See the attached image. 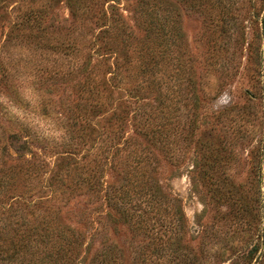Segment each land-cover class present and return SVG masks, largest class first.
<instances>
[{
  "label": "rangeland",
  "instance_id": "1",
  "mask_svg": "<svg viewBox=\"0 0 264 264\" xmlns=\"http://www.w3.org/2000/svg\"><path fill=\"white\" fill-rule=\"evenodd\" d=\"M67 1L9 0L7 14L0 9V69L17 89L0 84V136L8 128L17 134L14 147L24 150V159L34 155L51 166L57 151L76 140L70 124L85 106L89 111L81 113L74 127H86L77 155L84 161L73 170H89L92 96L80 89L83 79L91 82L92 65L103 70L96 66L102 53L95 50L100 40L106 42L108 63H117L118 89L126 92L124 97L132 96L127 101L138 99V106L159 111L160 123L168 120L164 139L171 157L157 151L156 180L178 199L185 217L183 238L174 247L191 253L195 263L264 264V0H120L124 25L106 34L108 21L99 17L109 10L107 0H85L92 8L75 17ZM40 5L46 9L41 42L63 52L29 48L18 44V38L5 42L16 13ZM153 41L161 43L157 51L166 50L164 44L168 48L148 65L149 56L139 55L138 60L136 50L152 47ZM87 62L89 70L77 72ZM70 72L68 83L42 82L39 91L33 90L38 76L42 81L49 77L41 74ZM121 96L116 93L113 100ZM104 111L111 110L108 106ZM132 117L130 112L128 120ZM12 149L3 156L10 173L21 163ZM100 169L104 182L117 181L105 165L100 163ZM18 176L15 194L11 186L7 195L29 197L30 177ZM61 198L67 204L64 223L86 236L73 264H92L101 247L117 249L120 264H155L139 259L146 236L129 231L104 204L91 203L81 193L72 195L67 181ZM109 212L113 220L105 223ZM253 247L257 252L250 257ZM50 263L44 255L37 264Z\"/></svg>",
  "mask_w": 264,
  "mask_h": 264
},
{
  "label": "trees",
  "instance_id": "2",
  "mask_svg": "<svg viewBox=\"0 0 264 264\" xmlns=\"http://www.w3.org/2000/svg\"><path fill=\"white\" fill-rule=\"evenodd\" d=\"M119 1L107 0L109 10L101 11L99 18L104 22L108 21V28L102 32L103 34H106L109 29L114 30L124 25L118 13L120 11ZM8 2L9 0H0V4L3 5L0 9L4 14H7L5 8ZM67 4L72 17L80 16L83 8L86 10L92 8L91 1L86 4L85 0H68ZM45 11V7L40 5L34 9L26 8L16 13V17L10 22L12 25L5 42L12 43V40L18 38V44L29 48H41L56 51V53L63 52L58 46L41 42L46 32ZM22 38L29 40V44L35 42L36 45L24 44ZM153 44L154 41L151 44L152 47H141L136 50L138 60L139 55H147L149 65L156 54L159 55L165 50L157 51L161 43L160 45ZM164 46L167 50L168 46L166 44ZM108 50L107 43L100 40V45H96L95 52H101L102 57L96 66L102 65L104 68L98 72L95 65H92L91 82L89 77L83 79L80 89V92L92 96L90 106L92 110V160L87 161L90 168H86L89 170L78 173L73 170L84 161L83 156L79 159L77 155L81 144L84 145L83 136L86 127L81 126L77 130L74 127L81 122L79 121L83 118L81 113L87 114L86 112L89 111V108L85 106L80 109L82 112H78L73 117L70 124L72 130L69 132L74 134L73 132L76 131L77 135L73 136L76 140H72L65 145L64 149L57 151L56 160L51 166L44 161H39L34 155L30 160L24 159L20 155L24 150L14 147L15 141L18 140L17 134L8 128L3 129L0 136V264H28L30 262L37 264L42 262L44 255L47 256L50 264L74 263L86 236L78 229L64 223L62 209L67 207V204L63 202L61 194L65 181L68 182L72 195L81 193L86 195L91 203H98L99 206L104 204L112 214L115 216L117 214L122 218V221L129 227V231L146 236L139 253L141 262L201 264L200 262L195 263V257H190L191 253H180L178 248L174 247L183 238L186 227L185 217L178 199L164 190L156 180L157 151L164 150L171 157V150L169 151L166 147L168 139H164L167 134L168 120L160 123L157 120L159 111L151 107L146 109L138 106V99L133 103L127 101V98L131 99L132 96L124 97L126 92L118 89L119 80L115 73L117 63H108L109 56L106 57L109 54ZM89 65L88 62L82 63L76 71L84 74L89 70ZM0 70L3 71L0 74V84L17 91L4 73V68L1 67ZM73 73L41 74L49 77L42 81V78L38 76L37 80L32 83L33 90L39 91L37 85L42 82H48L50 86L54 84L56 86L63 81L68 83L72 80L69 78ZM81 79L79 77V80ZM116 93L122 96L113 100ZM112 100L113 103H110ZM40 106L43 105L40 104ZM108 106L111 111H104V108ZM165 107L168 110L169 106ZM104 112L105 115H103ZM130 112H133V117L128 120ZM102 115L103 117H100ZM168 115V112L164 113L165 119ZM161 143H163L162 146ZM8 148H13L14 153L18 154L17 159L21 161L17 165L18 169L11 173V169H5L3 162V156ZM100 163L108 168L105 171L109 170L113 177L116 176L115 183L103 181L104 169H100ZM84 172L87 173L83 179L80 176ZM46 173L48 176L45 178L43 176ZM18 174L30 177L32 181L28 189L31 194L29 197L23 194L14 195L15 183L17 178L19 179ZM11 186L14 187V194L7 195L9 189H12ZM112 214L109 212L103 221L110 223L113 220ZM89 225L92 228L91 220ZM116 250L101 247L92 255V264H120L121 256L117 255ZM256 252L257 248L253 247L249 256L252 257ZM28 256L29 259H27ZM245 260L248 262V257H245Z\"/></svg>",
  "mask_w": 264,
  "mask_h": 264
}]
</instances>
